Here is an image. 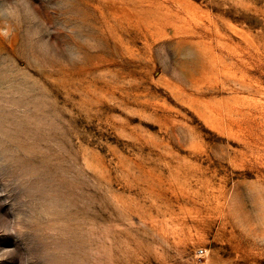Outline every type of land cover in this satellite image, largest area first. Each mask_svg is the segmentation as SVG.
Wrapping results in <instances>:
<instances>
[{
	"label": "rangeland",
	"instance_id": "rangeland-1",
	"mask_svg": "<svg viewBox=\"0 0 264 264\" xmlns=\"http://www.w3.org/2000/svg\"><path fill=\"white\" fill-rule=\"evenodd\" d=\"M0 264H264V0H0Z\"/></svg>",
	"mask_w": 264,
	"mask_h": 264
},
{
	"label": "built area",
	"instance_id": "built-area-1",
	"mask_svg": "<svg viewBox=\"0 0 264 264\" xmlns=\"http://www.w3.org/2000/svg\"><path fill=\"white\" fill-rule=\"evenodd\" d=\"M199 254H202L203 252H202V250H199V252H198Z\"/></svg>",
	"mask_w": 264,
	"mask_h": 264
},
{
	"label": "clouds",
	"instance_id": "clouds-1",
	"mask_svg": "<svg viewBox=\"0 0 264 264\" xmlns=\"http://www.w3.org/2000/svg\"><path fill=\"white\" fill-rule=\"evenodd\" d=\"M6 34V33H5Z\"/></svg>",
	"mask_w": 264,
	"mask_h": 264
}]
</instances>
